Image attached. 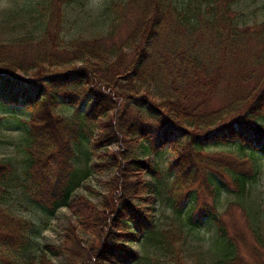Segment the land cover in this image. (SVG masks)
Instances as JSON below:
<instances>
[{"label":"trees","instance_id":"16d2710c","mask_svg":"<svg viewBox=\"0 0 264 264\" xmlns=\"http://www.w3.org/2000/svg\"><path fill=\"white\" fill-rule=\"evenodd\" d=\"M73 1L48 0L31 57L0 45V104L29 113L24 193L47 216L66 207L98 244L84 245L77 226L64 231L59 246L26 253L38 228L2 207L17 178L0 159V260L52 264L51 253L62 254L63 264L141 263L147 257L130 245L156 233L154 243L173 264H186L185 229L211 221L224 263L249 264L239 253L241 233L227 228L230 208L219 213L216 200L223 191L246 194L264 160V19L239 28L235 0H124L112 4L104 36L63 44V8ZM58 107L73 116H60ZM85 140L86 160L89 154L94 162L80 172L75 147ZM165 149L174 152L171 217L155 232L158 192L145 177L158 178L149 158ZM90 172L112 173L100 183L106 193L98 204L77 192ZM235 206L256 244L251 257L262 264L264 240L247 209Z\"/></svg>","mask_w":264,"mask_h":264},{"label":"rangeland","instance_id":"374dc122","mask_svg":"<svg viewBox=\"0 0 264 264\" xmlns=\"http://www.w3.org/2000/svg\"><path fill=\"white\" fill-rule=\"evenodd\" d=\"M123 1L75 0L65 5L63 8V30L59 34L64 40L63 44H67L66 42L75 38L91 40L96 36H104L112 20V4ZM47 4L48 0H0V45L15 46L10 49L29 53L31 57L44 24ZM233 9L236 14L235 23L239 28L256 25L264 19V0H235ZM123 34L122 32L121 35ZM19 42L21 45H14ZM33 74V72H28V74L17 73L24 79H28ZM70 109V107H58L56 112L60 116L71 118L74 113ZM28 118L29 113L25 108L0 104V159L10 164L17 178L11 182L3 195L2 207L15 217L32 221L38 228V233L32 237V245L26 253L38 256V250L41 246H59L64 231L77 226L76 233L82 238L84 245L87 246L92 242L94 246H97L98 240L86 234L79 227L78 219L66 207H61L53 215L47 216L24 193L22 182L28 169L25 150L28 128L26 121ZM230 149L235 150L234 147H230ZM110 150L114 151L115 147H111ZM75 151L77 154L75 166L80 172L89 170L90 165L94 162V159H89V154L88 159L90 161L86 160V154L89 152V141H83L81 145L75 147ZM138 153L139 157L144 158L141 150ZM173 157L174 152L165 149L149 158L151 164L159 172L158 178L145 177L147 181L152 182L157 187L158 192L155 232L165 229L171 217L167 193L174 179V174L170 171V162ZM257 165V176L250 183L246 194L239 197L232 192L223 191L216 200L219 213L230 208L228 211L230 216L225 218L227 228L230 234L235 229L241 233L243 240L239 239V253L249 261V264H258L253 260L250 252V247L256 244L245 229L247 218L244 217V212L235 205L247 209L250 215L248 217L249 225H254L255 228H253L259 232L264 240V160L258 159ZM111 176V172H90L77 192L89 198L91 202L98 204L101 196L106 193L100 183L109 180ZM207 201H210L209 197H207ZM213 224L208 221L202 227L185 229L184 238L186 239L180 252L186 264H225L221 252L215 246L218 235L216 226L214 224V227ZM152 236L153 240L146 241L147 237H144L140 244L130 245L141 256L147 257L141 263L137 261L132 264H150V259L154 258L163 260L166 264H173V255L166 250L164 251L161 244L154 243V240L158 238L156 233ZM180 242H176L175 245L180 244ZM48 257L52 264H63L64 256L62 254L52 255L48 253ZM17 259V264H24L23 259H27V257L19 256ZM261 263L264 264V250ZM0 264L5 263L0 260Z\"/></svg>","mask_w":264,"mask_h":264}]
</instances>
